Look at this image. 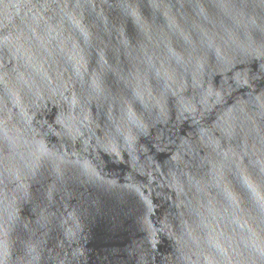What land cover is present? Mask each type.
<instances>
[{"label":"water","instance_id":"1","mask_svg":"<svg viewBox=\"0 0 264 264\" xmlns=\"http://www.w3.org/2000/svg\"><path fill=\"white\" fill-rule=\"evenodd\" d=\"M0 264H264V0H0Z\"/></svg>","mask_w":264,"mask_h":264}]
</instances>
